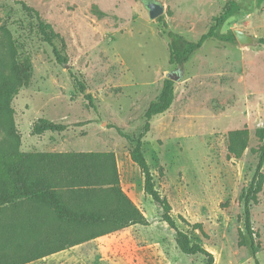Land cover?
<instances>
[{
	"label": "rangeland",
	"instance_id": "obj_1",
	"mask_svg": "<svg viewBox=\"0 0 264 264\" xmlns=\"http://www.w3.org/2000/svg\"><path fill=\"white\" fill-rule=\"evenodd\" d=\"M37 11L58 35L55 47L67 59L56 63L37 33ZM164 13L148 18L142 0H0V24L9 30L16 60L27 70L25 85L1 111L0 141L19 152H113L120 187L148 226H130L83 243L42 264H206L176 247V232L143 192V176L130 161L123 133L138 135L144 114L167 75L176 72L169 110L154 116L142 150L156 190L171 207L177 230L213 256V264H264V183L251 207L255 259L238 198L253 177L264 125V46L243 47L207 40L182 68L170 62L167 31L195 42L206 33L227 0H156ZM236 10L222 33L241 30L264 39V0H234ZM85 86L88 107L73 78ZM44 118L68 126L62 133L29 134ZM246 128L248 147L228 157L226 134ZM264 176V166L262 168ZM185 221V222H184ZM200 223L203 234L188 226ZM240 234L245 246L239 245Z\"/></svg>",
	"mask_w": 264,
	"mask_h": 264
},
{
	"label": "trees",
	"instance_id": "obj_2",
	"mask_svg": "<svg viewBox=\"0 0 264 264\" xmlns=\"http://www.w3.org/2000/svg\"><path fill=\"white\" fill-rule=\"evenodd\" d=\"M18 4L35 19L37 33L52 48L56 63H67L66 57L55 47L58 35L50 25L24 2ZM235 10V2L228 1L220 14L213 17L207 32L195 42L167 31L163 24L170 62L182 69L207 40L233 44V33L220 31ZM258 43L264 46V39H259ZM26 72L17 63L16 46L9 30L0 24V121L5 105L25 85ZM72 78L84 94L88 107L96 111L91 96L85 95L84 84L76 77ZM173 100L174 83L167 78L158 97L149 103L138 135L123 133L116 126L113 128L131 145L129 159L143 176V192L161 210V221L175 230L178 250L186 256L201 255L206 258V264H213L212 254L192 242L187 233L176 229L170 215L171 207L156 190L142 150V140L149 132L150 121L168 111ZM67 129L65 124L40 118L32 123L29 134L42 136ZM255 137L261 143L256 151L257 165L247 189L238 198V202L243 203L244 227L254 259L257 233L252 229L251 207L257 203L264 183V125L255 130ZM248 141L246 128L229 131L226 134L228 157L239 159L247 149ZM134 225L148 226L149 222L121 189L113 152H19L13 142L0 141V264H30ZM188 226L204 235L200 223ZM240 238L239 245H247L242 234ZM255 264H258L256 259Z\"/></svg>",
	"mask_w": 264,
	"mask_h": 264
},
{
	"label": "water",
	"instance_id": "obj_3",
	"mask_svg": "<svg viewBox=\"0 0 264 264\" xmlns=\"http://www.w3.org/2000/svg\"><path fill=\"white\" fill-rule=\"evenodd\" d=\"M142 4L145 7L148 14V18L150 20H155L164 13L163 5L156 0H142ZM232 33L234 35L235 40L243 47L253 46L258 43V40L256 38L251 37L250 35L241 30H234ZM177 70H179L182 74L183 71L180 67H177ZM167 78L175 82L178 80L179 76L176 74V72H171L167 75Z\"/></svg>",
	"mask_w": 264,
	"mask_h": 264
},
{
	"label": "crops",
	"instance_id": "obj_4",
	"mask_svg": "<svg viewBox=\"0 0 264 264\" xmlns=\"http://www.w3.org/2000/svg\"><path fill=\"white\" fill-rule=\"evenodd\" d=\"M81 245V244H80ZM79 246V245H78ZM76 247V246H75ZM73 248V247H72ZM68 250V249H67ZM66 251V250H65ZM62 252H64V251H62ZM60 253V252H59ZM57 254V253H56ZM56 254H53V255H51V256H48V257H46V258H43V259H41V260H38V261H35V262H32V263H30V264H42L43 262H47V261H49L51 258H53ZM54 259V258H53ZM48 263V262H47ZM49 264H51V262L49 263Z\"/></svg>",
	"mask_w": 264,
	"mask_h": 264
}]
</instances>
